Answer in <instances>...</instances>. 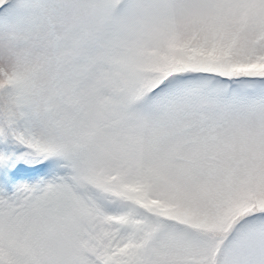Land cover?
Masks as SVG:
<instances>
[{
    "label": "snow or ice",
    "instance_id": "snow-or-ice-1",
    "mask_svg": "<svg viewBox=\"0 0 264 264\" xmlns=\"http://www.w3.org/2000/svg\"><path fill=\"white\" fill-rule=\"evenodd\" d=\"M0 264H264V0H0Z\"/></svg>",
    "mask_w": 264,
    "mask_h": 264
}]
</instances>
